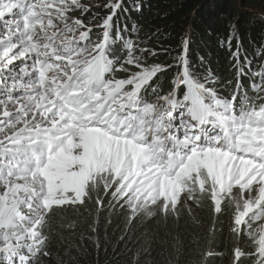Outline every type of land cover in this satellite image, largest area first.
<instances>
[{"label":"snow or ice","instance_id":"1","mask_svg":"<svg viewBox=\"0 0 264 264\" xmlns=\"http://www.w3.org/2000/svg\"><path fill=\"white\" fill-rule=\"evenodd\" d=\"M129 18L123 0H0V264H78L88 243L106 254L104 219L124 216V241L140 217L196 222L205 203L210 231L229 217L231 264H264V62L233 27L222 80L195 70L190 33L173 55ZM93 210L66 244L61 214Z\"/></svg>","mask_w":264,"mask_h":264},{"label":"trees","instance_id":"2","mask_svg":"<svg viewBox=\"0 0 264 264\" xmlns=\"http://www.w3.org/2000/svg\"><path fill=\"white\" fill-rule=\"evenodd\" d=\"M84 2L95 5L107 0ZM123 2L130 10L128 26L131 28L132 22L139 26L140 39L146 40L159 30L158 37H154L148 45L150 48L159 51L161 46L170 47L175 50L172 54L176 55L180 50L181 38L190 33L192 43L188 56L198 72L211 69L222 80L234 78L235 73L231 69L233 62L229 60L231 53L227 46L220 47L221 38L226 41L233 27L243 42V52L252 61L251 69L257 71L259 64L264 62V0ZM133 4H139L141 10L131 11ZM102 15L107 13L102 12ZM232 44L235 49L236 41L233 40ZM199 57L204 58L203 65H200ZM152 62L172 63V59L162 55L155 60L150 58L149 63ZM223 94L227 95V89ZM89 207L92 208L91 205ZM61 215L64 219L57 221L56 230L62 232L66 244H76L79 243L80 233L88 232V225L92 223L95 212L93 210L92 215L85 212L82 216L72 212ZM103 215L107 217V213ZM194 215L196 222L187 212L181 214L179 221L175 218L164 220L162 217H140L124 241L120 240L125 231L124 216L115 215L110 226L106 219L101 222V237H106L107 241L106 254L102 248L98 256L92 243H88L86 251L74 254L78 256V264H134V260L136 264H231V250L236 241L228 230V215L221 216L212 231L213 216L207 203L202 209H197ZM85 219L87 223H84ZM73 220L78 221L74 230L60 227ZM54 251L63 254V249L55 246ZM209 251L214 254L205 259Z\"/></svg>","mask_w":264,"mask_h":264}]
</instances>
